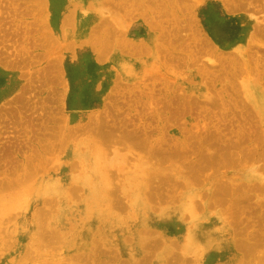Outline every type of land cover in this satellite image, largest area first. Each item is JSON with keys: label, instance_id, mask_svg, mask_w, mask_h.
<instances>
[{"label": "rangeland", "instance_id": "374dc122", "mask_svg": "<svg viewBox=\"0 0 264 264\" xmlns=\"http://www.w3.org/2000/svg\"><path fill=\"white\" fill-rule=\"evenodd\" d=\"M1 70L0 264H264V0H0Z\"/></svg>", "mask_w": 264, "mask_h": 264}, {"label": "bare ground", "instance_id": "6f19581e", "mask_svg": "<svg viewBox=\"0 0 264 264\" xmlns=\"http://www.w3.org/2000/svg\"><path fill=\"white\" fill-rule=\"evenodd\" d=\"M241 1H242V0H241ZM243 2H244V0H243ZM246 3H248V1H247ZM238 4H239V3H238ZM243 5H244V4H243ZM162 6H163V5H162ZM165 6H166V5H165ZM240 6H242V5H240ZM122 9H123V8H122ZM123 10H124V9H123ZM124 11H125V10H124ZM125 12H126V11H125ZM169 12H170V11H169ZM169 12H168V13H169ZM167 15H168V14H167ZM162 17H163V16H162ZM164 17H165V16H164ZM107 21H108V20H107ZM119 22H120V21H119ZM85 23H86V22H85ZM108 23H110V22L108 21ZM190 23H191V21H190ZM110 24H111V23H110ZM122 25H123V24H122ZM87 27H88V26H83L82 28H83V29H86ZM80 36H81V35H80ZM84 36H85V35H84ZM106 41H107V40H106ZM101 43H102V42H101ZM108 46H109V45H108ZM138 49H139V48H138ZM106 50H107V48H106ZM107 51H108V50H107ZM225 65H226V64H225ZM263 87H264V86H263ZM262 107H263V106H262ZM77 109H79V108H77ZM95 123H96V122H95ZM98 124H99V123H98ZM98 124H97V125H98ZM94 125H95V124H94ZM92 126H93V124L90 126V128H93ZM99 126H100V125H99ZM126 126H127V125H126ZM122 127H123V126H122ZM94 128H95V127H94ZM120 128H121V127H120ZM87 129H89V127H88ZM103 129H104V127H103ZM91 130H93V129H91ZM138 130H139V129H138ZM74 131H75V130H74ZM123 131H124V130H123ZM123 131H122V132H123ZM53 132H54V131H53ZM89 132H91V131H89ZM92 132H93V131H92ZM94 132H95V130H94ZM98 132H99V131H98ZM134 132H135V131H134ZM71 133H73V131H72ZM83 133H85V131H84ZM109 133H110V132H109ZM123 133H124V132H123ZM125 133H126V131H125ZM128 133H129V132H128ZM130 133H131V132H130ZM57 134H59V133H57ZM98 134H101V133H98ZM132 134H134V133H132ZM104 135H105V133H104ZM120 135H121V134H120ZM134 135H135V134H134ZM134 135H132V136H134ZM139 135H140V134H139ZM97 136H98V135H97ZM99 136H100V135H99ZM107 136H108V135H107ZM110 136H111V135H110ZM143 136H144V135H143ZM122 137H123V136H122ZM56 138H58V137H56ZM56 138H55V139H56ZM119 138H120V137H119ZM101 139H102V138H101ZM117 139H118V138H117ZM139 139H140V138H139ZM118 140H120V139H118ZM121 140H122V139H121ZM121 140H120V141H121ZM124 140H125V139H123V142L126 141V143H127V140H125V141H124ZM128 140H129V139H128ZM109 141H110V140H109ZM139 141H140V140H139ZM115 142H116V141H115ZM115 142H114V144H115ZM128 142H129V141H128ZM121 143H122V142H121ZM137 143H138V142H137ZM137 143H135V144H137ZM135 144H134V145H135ZM156 144L158 145V143H156ZM153 145H154V144H153ZM53 146H54V147H55V146H56V147H59V146H57V145H53ZM46 147H47V146H46ZM41 148H42V147H41ZM105 148H106V147H105ZM153 148H154V147H153ZM49 149H51V148H49ZM54 149H55V148H54ZM156 149H157V148H156ZM156 149H155V150L153 149L154 153L157 152ZM105 150H107V149H105ZM183 150H184V149H183ZM52 151H54V150H52ZM52 151H51V152H52ZM57 151H58V148H56V151H55V152H57ZM159 151H160V150H159ZM161 152H162V151H161ZM52 153H53V152H52ZM154 153H153V154H154ZM186 153H187V152H186ZM55 154H56V153H55ZM153 154H152V155H153ZM157 154H158V152H157ZM157 154H156V156H157ZM116 155H117V154H116ZM161 155H162V154H161ZM115 157H117V156H115ZM152 157H153V156H152ZM165 157H166V155H165ZM165 157H164V158H165ZM224 157H225V156H224ZM43 158H44V156H43ZM121 158H123V157H121ZM121 158H120V159H121ZM38 159H39V158H38ZM117 159H118V157H117ZM152 159H153V158H152ZM162 159H163V157H162ZM169 159H170V158H169ZM121 160H122V159H121ZM163 160H164V159H163ZM171 160H172V159H171ZM171 160H169V161L172 162ZM111 161H112V160H111ZM164 161H165V160H164ZM222 161H223V160H222ZM115 162H116V161H115ZM173 162H175V161H173ZM115 164H116V163H115ZM31 165H32V164H31ZM75 165H76V164H75ZM81 167H82V166H81ZM81 167H80V168H81ZM109 167H110V166H109ZM115 167H116V166H115ZM106 168H107V167H106ZM187 169H188V168H187ZM132 170H133V169H132ZM39 171H40V170H39ZM87 171H88V170H87ZM36 172H38V171L36 170ZM171 172H172V171H171ZM172 173H173V172H172ZM173 175H174V174H173ZM108 177H109V176H108ZM169 178L171 179V177H169ZM169 178H168V179H169ZM150 179H151V178H150ZM12 180H13V179H12ZM137 181H138V180H137ZM172 181H173V180H171V182H172ZM149 182H150V181H149ZM149 182H148V183H149ZM165 182H166V180H165ZM171 182H170V183H171ZM174 183H175V182H174ZM3 184H4V183H3ZM171 184H172V183H171ZM175 184H176V183H175ZM151 185H152V184H151ZM156 185H157V184H156ZM166 185H167V184H166ZM111 186H112V185H111ZM263 186H264V185H262V187H263ZM0 187H1V186H0ZM74 187H76V186H74ZM153 187H155V185H154ZM179 187H180V186H179ZM185 187H186V186H185ZM162 188H163V187H162ZM167 188H168V186H167ZM21 189H22V188H21ZM164 189H166V188H164ZM169 189H170V188H169ZM44 190H45L46 193H49L50 190H51V188L48 187V188H45ZM178 190H179V189H178ZM170 191H172V190H170ZM215 191H216V190H215ZM154 192H155V191H154ZM162 192H163V191H162ZM172 192H173V191H172ZM13 193H14V192H13ZM173 193H174V192H173ZM177 193H178V191H177ZM147 194H148V193H147ZM147 194H146V195H147ZM156 194H157V192H156ZM175 194H176V192H175ZM12 195H13V194H12ZM160 195H161V194H160ZM171 195H172V194H171ZM157 196H158V195H157ZM125 197H126V196H125ZM158 197H160V196H158ZM175 197H176V200H177V195H176ZM178 197H179V199H180L179 194H178ZM210 197H211V196H210ZM127 198H128V196H127ZM127 198H126V199H127ZM129 198H130V197H129ZM51 199H52V198H51ZM55 199H56V198H55ZM149 199H150V198H149ZM3 200H5V199H3ZM3 200H2V201H3ZM169 200H170V199H169ZM49 201H51L50 198H49ZM140 201H141L140 196H136V197H135V204H137V209H141V208H140V207H141V204L139 203ZM148 201H149V200H148ZM159 201H160V200H159ZM170 201H171V200H170ZM174 201H175V200H174ZM219 201L221 202V200H219ZM44 202H46V201H44ZM112 202H113V201H112ZM54 203H55V200H54L53 204H54ZM167 203H168V202H167ZM235 203H236V202H235ZM23 204H24V203H23ZM41 204H42V203H41ZM44 204H45V203H44ZM44 204H43V205H44ZM55 204H56V203H55ZM98 204H99V203H98ZM156 204H158V203H156ZM118 205H119V204H118ZM51 206H52V205H51ZM103 206H104V205H103ZM89 207H90V206H89ZM156 207H157V206H156ZM44 208H45V207H44ZM187 208H188V206H187ZM201 208H202V207H201ZM126 209H127V208H126ZM188 209H189V208H188ZM146 211H147V210H146ZM188 211H189V210H188ZM200 211H201V209H200ZM232 211H233V210H232ZM189 213H191V212H189ZM196 213H197V212H196ZM196 213H195V215H197ZM199 213H200V212H199ZM49 215H50V214H49ZM43 216H44V215H43ZM91 216H92V215H91ZM174 216L177 217V218H181V217H182V212H181V210L177 211L176 215H174ZM233 216H234V215H233ZM192 217H195V216H192ZM234 217H235V216H234ZM184 218H185V216H184ZM189 218H190V217H189ZM136 219H137V218H136ZM186 219H187V218H186ZM90 220H91V219H90ZM256 220H257V219H256ZM84 221H85V220H84ZM124 221H125V220H124ZM176 221H177V219L174 220V219H173V216H171V217H165V218L161 219V222H160L159 225H160L162 228H165V229H166V228H171V227H174L173 225L175 224L174 222H176ZM178 221H179V220H178ZM178 221H177V222H178ZM254 222H255V221H254ZM151 223H153V222H151ZM173 223H174V224H173ZM178 223H179V222H178ZM251 223H252V222H251ZM176 224H177V223H176ZM232 224H233V223H232ZM247 225H248V224H247ZM113 226H115V225H113ZM262 226H263V225H262ZM175 227H176V226H175ZM180 227H181V226H180ZM256 228H257V227H256ZM260 228H261V227H260ZM262 228H263V227H262ZM175 229H176V228H175ZM130 230H131V229H130ZM260 230H261V229H260ZM53 231H54V230H53ZM101 231H102V230H101ZM141 231H142V230H141ZM54 232H55V231H54ZM54 232H53V233H54ZM114 232H115V231H114ZM47 233H48V232H47ZM93 233H94V232H93ZM244 233H245V232H244ZM54 234H55V233H54ZM60 234H61V233H60ZM120 234H121V233H120ZM122 234H123V233H122ZM199 235H200V234H199ZM238 235H239V234H238ZM245 235H246V234H245ZM259 235H260V234H259ZM54 236H55V235H54ZM139 236H140V235H139ZM48 237H49V236H48ZM59 237H60V236H59ZM61 237H62V236H61ZM131 237H132V236H131ZM161 237H162V236H161ZM253 237H254V236H253ZM260 237H261V236H260ZM101 238H102V237H101ZM128 238H129V237H128ZM133 238H134V237H133ZM114 239H115V238H114ZM123 239H124V238H123ZM135 239H136V238H135ZM143 239H144V238H143ZM257 239H258V237H257ZM259 239H260V238H259ZM259 239H258V240H259ZM56 240H57V239H56ZM200 240H201V239H200ZM252 240H253V239H252ZM114 241H115V240H114ZM123 241H124V240H123ZM125 241H126V240H125ZM132 241H133V240H132ZM135 241H136V240H135ZM151 241H152V240H151ZM160 241H161V239H160ZM171 241H172V240H171ZM60 242H61V240H60ZM152 242H154V241H152ZM152 242H151V244H153ZM175 242H176V241H175ZM253 242H254V241H253ZM149 243H150V241H149ZM164 243H165V242H164ZM172 243H173V242H172ZM126 244H127V243H126ZM143 244H144V243H143ZM143 244H142V245H143ZM147 244H148V243H147ZM169 244H170V243H169ZM244 244H245V243H243L242 245L244 246ZM108 245H109V244H108ZM154 245H155V244H154ZM156 245H157V244H156ZM156 245H155V248H156ZM163 245H164V244H163ZM163 245H162V246H163ZM171 245H172V244H171ZM174 245H175V244H174ZM240 245H241V244H240ZM240 245H238V246H240ZM242 245H241V246H242ZM243 246H242L241 248H244V247H245V246H244V247H243ZM260 246H261V245H260ZM143 247H144V246H143ZM246 247L249 248L250 245L247 246V244H246ZM251 247H252V248H249V249L246 248L245 250H251V249H252V251H253L254 248H253V246H251ZM42 248H43V247H42ZM50 248H51V247H50ZM161 248H162V247H161ZM186 248H187V247H186ZM260 248H261V247H260ZM138 249H139V248H138ZM145 249H146V248H145ZM199 249H200V248H199ZM256 249H257V248H256ZM258 249H259V248H258ZM113 250H114V249H113ZM155 250H156V249H155ZM158 250H160V249H158ZM174 250H175V249H174ZM174 250H173V251H174ZM195 250H196V249H195ZM243 250H244V249H243ZM119 251H120V250H119ZM124 251H125V250H124ZM150 251H153V249L150 250ZM184 251H185V250H184ZM252 251H251V252H252ZM45 252H46V250H45ZM121 252H122V251H121ZM145 252H146V251H145ZM168 252H169V251H168ZM247 252H249V251H247ZM148 253H149V252H148ZM151 253H152V252H151ZM151 253H150V254H151ZM220 253H221V252H220ZM25 254H26V253H25ZM80 254H81V253H80ZM120 254H121V253H120ZM166 254H167V253H166ZM134 255H135V254H134ZM136 255H137V254H136ZM183 255H184V254H183ZM50 256H51V255H50ZM130 256H131V255H130ZM169 256H170V255H169ZM173 256H174V254H173ZM173 256H172V257H173ZM248 256H249V255H248ZM252 256H253V255H252ZM252 256H251V257H252ZM23 257H24V256H23ZM146 257H147V256H146ZM146 257H145V258H146ZM165 257H166V256H165ZM207 257H208V256H207ZM245 257H247V256H245ZM120 258H121V256H120ZM148 258H149V257H148ZM162 258H163V256H162ZM204 258H205V257H204ZM154 259H156V258H154ZM245 259H246V258H245ZM145 260H146V259H145ZM167 260H168V259H167ZM188 260H189V259H188ZM262 260H263V259H262ZM164 261H165V260H164ZM179 261H180V259H179ZM256 261H257V260H256ZM122 262H123V261H122ZM177 262H178V261H177ZM180 262H181V261H180ZM109 263H110V262H109ZM164 263H165V262H164ZM173 263H174V262H173ZM122 264H123V263H122Z\"/></svg>", "mask_w": 264, "mask_h": 264}, {"label": "crops", "instance_id": "0c3cea01", "mask_svg": "<svg viewBox=\"0 0 264 264\" xmlns=\"http://www.w3.org/2000/svg\"><path fill=\"white\" fill-rule=\"evenodd\" d=\"M9 77H10V75L8 73L4 72V70L0 71V78H1V80H0V96H1L0 97V107L3 104L2 103L3 100H7L8 98H12L15 95V92H16V91H13L11 93V95H8V96L4 97V95L7 94L4 91V89H6V86L8 85L7 83H9L11 81L10 79L12 78V79H15V81H17V79H16L17 76L14 75V76H11L10 78ZM16 86L18 88V87H20V84H18V85L16 84Z\"/></svg>", "mask_w": 264, "mask_h": 264}]
</instances>
